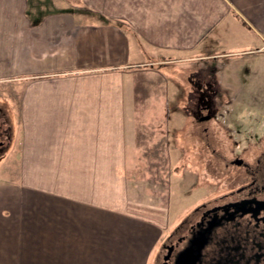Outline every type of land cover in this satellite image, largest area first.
<instances>
[{"label":"crops","instance_id":"0c3cea01","mask_svg":"<svg viewBox=\"0 0 264 264\" xmlns=\"http://www.w3.org/2000/svg\"><path fill=\"white\" fill-rule=\"evenodd\" d=\"M257 55L264 0H0V264H154L169 216L141 174L170 151L173 64Z\"/></svg>","mask_w":264,"mask_h":264},{"label":"rangeland","instance_id":"374dc122","mask_svg":"<svg viewBox=\"0 0 264 264\" xmlns=\"http://www.w3.org/2000/svg\"><path fill=\"white\" fill-rule=\"evenodd\" d=\"M252 57L245 59L244 65L236 71L227 68L217 70V62L212 61L208 69L201 70L206 79L203 82L200 81V74L193 78L185 75V69L181 65L185 61L173 64L178 67L177 80L180 86H177L172 99L171 130L162 136L164 140L168 138L170 151L167 153L163 150L165 141L159 142L160 156L146 157V171L141 174L148 187L145 192L153 194L148 199L150 207L169 216L166 234L176 221L191 212L199 202L216 195L222 188L220 180L223 174L218 172L220 170H213L221 163L212 149L218 150L231 145L233 141L226 136L228 133L240 132V138L251 134L248 136L249 140L241 139L239 142L243 155L251 154L263 144L264 56L257 55L254 60L258 68L257 74L252 73ZM163 67L165 66H161ZM185 83L187 85L182 86ZM205 102H213V117L206 123L197 124L189 116L186 107L192 109V106ZM4 112L0 120L4 122V128L9 129L6 124L10 116L6 107ZM236 124L240 127L238 131ZM204 125L208 127V135L201 128ZM153 153L156 155L157 150ZM0 176L2 179L15 178L14 174Z\"/></svg>","mask_w":264,"mask_h":264},{"label":"flooded vegetation","instance_id":"af4514ba","mask_svg":"<svg viewBox=\"0 0 264 264\" xmlns=\"http://www.w3.org/2000/svg\"><path fill=\"white\" fill-rule=\"evenodd\" d=\"M212 103L186 109L197 124L206 123L213 117ZM201 128L208 135L207 125ZM7 135L0 121V149ZM250 135L228 133L233 143L212 149L221 163L212 168L223 174L222 188L172 225L155 264H264V141L243 155L239 142Z\"/></svg>","mask_w":264,"mask_h":264}]
</instances>
